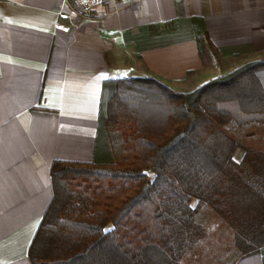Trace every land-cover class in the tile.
I'll return each instance as SVG.
<instances>
[{"label": "trees", "instance_id": "trees-1", "mask_svg": "<svg viewBox=\"0 0 264 264\" xmlns=\"http://www.w3.org/2000/svg\"><path fill=\"white\" fill-rule=\"evenodd\" d=\"M261 71L264 60L248 62L190 92L150 77L106 82L113 160L53 162L32 263L236 264L264 251Z\"/></svg>", "mask_w": 264, "mask_h": 264}, {"label": "crops", "instance_id": "crops-1", "mask_svg": "<svg viewBox=\"0 0 264 264\" xmlns=\"http://www.w3.org/2000/svg\"><path fill=\"white\" fill-rule=\"evenodd\" d=\"M261 58L264 0H113L87 17L63 0H0V262L33 264L55 160H113L106 82L150 77L190 92ZM236 264H264V251Z\"/></svg>", "mask_w": 264, "mask_h": 264}, {"label": "built area", "instance_id": "built-area-1", "mask_svg": "<svg viewBox=\"0 0 264 264\" xmlns=\"http://www.w3.org/2000/svg\"><path fill=\"white\" fill-rule=\"evenodd\" d=\"M109 1L113 0H63V3L77 14L87 17L95 7Z\"/></svg>", "mask_w": 264, "mask_h": 264}, {"label": "rangeland", "instance_id": "rangeland-1", "mask_svg": "<svg viewBox=\"0 0 264 264\" xmlns=\"http://www.w3.org/2000/svg\"><path fill=\"white\" fill-rule=\"evenodd\" d=\"M205 58H207V57H205ZM257 60H264V58L257 59ZM257 60H252V61H257ZM252 61H249V62H252ZM247 63H248V62H247ZM245 64H246V63H245ZM259 76H260L262 82L264 83V71H261V72L259 73Z\"/></svg>", "mask_w": 264, "mask_h": 264}, {"label": "snow or ice", "instance_id": "snow-or-ice-1", "mask_svg": "<svg viewBox=\"0 0 264 264\" xmlns=\"http://www.w3.org/2000/svg\"><path fill=\"white\" fill-rule=\"evenodd\" d=\"M0 264H2V262H0Z\"/></svg>", "mask_w": 264, "mask_h": 264}]
</instances>
